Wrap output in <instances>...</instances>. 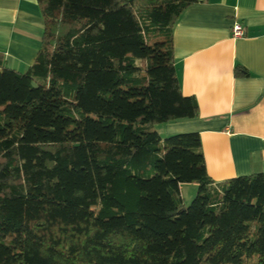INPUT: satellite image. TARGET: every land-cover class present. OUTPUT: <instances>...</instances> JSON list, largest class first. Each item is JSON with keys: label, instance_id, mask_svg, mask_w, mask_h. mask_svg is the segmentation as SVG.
Masks as SVG:
<instances>
[{"label": "trees", "instance_id": "16d2710c", "mask_svg": "<svg viewBox=\"0 0 264 264\" xmlns=\"http://www.w3.org/2000/svg\"><path fill=\"white\" fill-rule=\"evenodd\" d=\"M197 1L38 0L33 62L0 69V264H264V173L215 182L198 133L155 129L197 115L172 38Z\"/></svg>", "mask_w": 264, "mask_h": 264}, {"label": "crops", "instance_id": "0c3cea01", "mask_svg": "<svg viewBox=\"0 0 264 264\" xmlns=\"http://www.w3.org/2000/svg\"><path fill=\"white\" fill-rule=\"evenodd\" d=\"M235 22L241 37L231 35ZM43 28L38 0H0V69L25 71ZM172 38L180 89L196 100L197 115L158 124L157 132L198 133L215 182L264 173V0H198L180 14ZM237 66L247 75L236 76Z\"/></svg>", "mask_w": 264, "mask_h": 264}, {"label": "rangeland", "instance_id": "374dc122", "mask_svg": "<svg viewBox=\"0 0 264 264\" xmlns=\"http://www.w3.org/2000/svg\"><path fill=\"white\" fill-rule=\"evenodd\" d=\"M194 184H192L191 186V183H184L183 186H181L180 195L185 206L190 204L191 200L194 198L197 192V184L193 186Z\"/></svg>", "mask_w": 264, "mask_h": 264}, {"label": "built area", "instance_id": "2783aa9c", "mask_svg": "<svg viewBox=\"0 0 264 264\" xmlns=\"http://www.w3.org/2000/svg\"><path fill=\"white\" fill-rule=\"evenodd\" d=\"M230 30H231V35L233 37H241L244 35V28L238 22L233 23Z\"/></svg>", "mask_w": 264, "mask_h": 264}]
</instances>
